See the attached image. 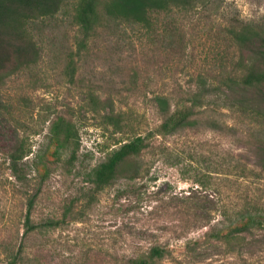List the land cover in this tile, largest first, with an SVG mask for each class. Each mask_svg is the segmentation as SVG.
<instances>
[{
	"label": "rangeland",
	"instance_id": "obj_1",
	"mask_svg": "<svg viewBox=\"0 0 264 264\" xmlns=\"http://www.w3.org/2000/svg\"><path fill=\"white\" fill-rule=\"evenodd\" d=\"M220 2L246 22L264 24V0ZM220 24L210 11L159 15L151 29L101 28L86 47H80L83 33L68 12L39 24V64L7 76L0 88V264H13L18 252L23 260L17 264H126L157 245L173 253L159 264H264V232L243 246L205 236L249 203H264V176L239 141L251 125L229 112L221 118L235 124L236 136L201 129L158 137L138 159L136 179L126 167L98 193L89 183L91 171L120 141L155 126V96L186 98L201 79L211 83L231 70L236 52ZM71 50L74 73L66 61ZM93 95L101 99L96 107ZM120 112L129 124L123 134L108 120ZM59 115L71 123L68 153L76 156L47 162L44 176L36 164ZM22 139L29 140L32 154L25 161L26 180L19 182L9 158ZM190 193L194 199L187 198ZM32 198L39 227L28 234ZM226 210L230 215L221 216ZM197 240L201 247L188 251L187 243Z\"/></svg>",
	"mask_w": 264,
	"mask_h": 264
},
{
	"label": "trees",
	"instance_id": "obj_2",
	"mask_svg": "<svg viewBox=\"0 0 264 264\" xmlns=\"http://www.w3.org/2000/svg\"><path fill=\"white\" fill-rule=\"evenodd\" d=\"M70 7L69 12L68 8ZM195 11H210L221 21L220 30L232 43L236 55L230 71L225 72L211 83L201 79L200 88L192 90L186 98L175 100L169 95H157L153 105L158 115L155 126L145 134L120 141L106 159L96 166L89 175V183L95 192L112 186L120 172L126 167L133 171L132 179L140 173L138 159L144 151L151 148L155 139L179 135L188 130L211 129L229 131L236 136L235 124L221 117L229 112L245 120L251 128L242 134L239 141L253 156L259 174L264 176V24L244 21L236 11L227 12L220 0H0V88L7 76L37 66L42 57V48L35 31L39 24L55 20L63 13L71 15L72 22L83 33L80 47H86L88 41L101 28L109 29L121 25L139 26L151 29L159 15L189 14ZM75 52H67L68 68L74 73ZM204 89V92L201 90ZM216 100L212 103L211 98ZM91 103L96 107L101 103L99 96L93 95ZM216 103L215 108L212 104ZM109 125L119 133H126L129 124L124 113L108 116ZM71 123L59 115L50 129L48 148L42 160L36 164V170L44 176L48 173L47 162H59L62 157L71 154L73 160L76 151L68 153L73 141ZM29 140H19L13 146L10 155V170L19 182L26 180V162L32 154ZM201 184L202 182L197 181ZM194 199L192 193L187 197ZM34 198L28 203L25 216L26 233L34 232L39 225L32 219ZM195 207L201 209L200 204ZM210 213V212H209ZM221 216L230 213L222 211ZM46 225H55L48 222ZM264 232V203L252 202L236 212L229 224L218 223L212 232L205 236L240 246L248 237ZM263 243V240H254ZM201 247V240L189 242L188 251ZM195 253V252H194ZM22 252L16 253L13 264L23 260ZM173 256L164 246H152L147 252L129 257L126 264H159ZM176 264H202V261H177Z\"/></svg>",
	"mask_w": 264,
	"mask_h": 264
}]
</instances>
